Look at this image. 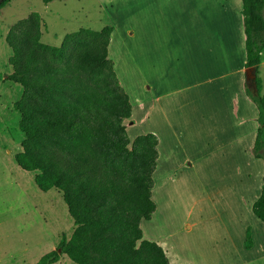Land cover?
Instances as JSON below:
<instances>
[{
    "label": "rangeland",
    "instance_id": "1",
    "mask_svg": "<svg viewBox=\"0 0 264 264\" xmlns=\"http://www.w3.org/2000/svg\"><path fill=\"white\" fill-rule=\"evenodd\" d=\"M241 7L240 0H11L0 10V264H36L59 250L56 264H75L60 246L74 230L61 194L41 192L35 174L14 161L23 135L13 105L22 88L8 80L5 38L33 13L49 46L81 28H112L107 58L132 107L126 136L158 139L156 209L140 223L142 239L170 264H264V225L251 210L264 176V160L252 153L258 111L238 87L246 68L233 72ZM258 71L264 83V64Z\"/></svg>",
    "mask_w": 264,
    "mask_h": 264
},
{
    "label": "trees",
    "instance_id": "2",
    "mask_svg": "<svg viewBox=\"0 0 264 264\" xmlns=\"http://www.w3.org/2000/svg\"><path fill=\"white\" fill-rule=\"evenodd\" d=\"M11 0H0V10ZM47 4L53 0H41ZM65 1V0H63ZM245 68H254L258 127L252 153L264 160V96L257 69L264 50V0H240ZM40 17L30 14L6 35L11 51L8 80L22 88L13 105L23 135L15 164L35 174L41 192L61 194L74 230L62 253L75 264H170L163 249L142 239L149 220L153 173L158 157L154 134L128 140L123 122L131 117L128 95L108 60L112 28H81L60 46L41 42ZM252 214L264 225V176ZM245 249L252 247L249 229ZM57 251L36 264H56Z\"/></svg>",
    "mask_w": 264,
    "mask_h": 264
},
{
    "label": "crops",
    "instance_id": "3",
    "mask_svg": "<svg viewBox=\"0 0 264 264\" xmlns=\"http://www.w3.org/2000/svg\"><path fill=\"white\" fill-rule=\"evenodd\" d=\"M241 10H242V7H241V9H240V13H241ZM236 13H237V11H236ZM242 15V14H241ZM242 25H243V19H242ZM242 31H243V42H241L240 40L237 42V51H238V53H239V60L237 61V63H235L234 62V66H233V72H235V73H238V74H240V72L243 70V67H245L244 65H245V62H246V59L245 60H243L242 61V59H241V51H242V47H243V50H244V56H245V49H244V39H245V37H244V26H242ZM110 40V39H109ZM230 43V42H229ZM229 43H227V44H229ZM227 44H225V45H222L221 46V49H223V52L225 53V54H228V53H231V51L229 50V49H227V48H225V46H227ZM218 57H219V48H218ZM264 51V50H263ZM262 54H263V52H262ZM262 54H261V62H260V64H259V66H258V69L261 67V66H263V64H264V61L262 60ZM222 62H225V60H223ZM258 69H257V76H258V74H259V71H258ZM237 81H240V79L239 80H237ZM241 83H242V81L241 82H239V85H238V87H239V89H241V92H243L244 94H245V96L247 97V95H246V93H245V84H244V86L243 87H241ZM263 86V88H264V83H263V81H261V87ZM240 96V95H239ZM248 98V97H247ZM249 99V98H248ZM250 100V99H249ZM242 105H243V107H246V104L244 103V102H242ZM158 140V139H157ZM157 147H158V145H157ZM158 153V152H157ZM158 158V157H157ZM157 161V160H156ZM156 169V168H155ZM155 172V171H154ZM58 263V262H57Z\"/></svg>",
    "mask_w": 264,
    "mask_h": 264
},
{
    "label": "water",
    "instance_id": "4",
    "mask_svg": "<svg viewBox=\"0 0 264 264\" xmlns=\"http://www.w3.org/2000/svg\"><path fill=\"white\" fill-rule=\"evenodd\" d=\"M256 74L254 68H246L245 69V85L246 87L253 92V94H256V84H255ZM60 250L58 251V253Z\"/></svg>",
    "mask_w": 264,
    "mask_h": 264
}]
</instances>
